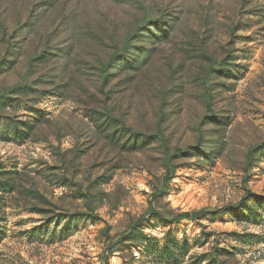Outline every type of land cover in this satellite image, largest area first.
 <instances>
[{"label": "rangeland", "instance_id": "1", "mask_svg": "<svg viewBox=\"0 0 264 264\" xmlns=\"http://www.w3.org/2000/svg\"><path fill=\"white\" fill-rule=\"evenodd\" d=\"M0 264H264V0H0Z\"/></svg>", "mask_w": 264, "mask_h": 264}, {"label": "trees", "instance_id": "2", "mask_svg": "<svg viewBox=\"0 0 264 264\" xmlns=\"http://www.w3.org/2000/svg\"><path fill=\"white\" fill-rule=\"evenodd\" d=\"M199 212H180L177 215V220L182 219V218H191L192 216L198 214Z\"/></svg>", "mask_w": 264, "mask_h": 264}]
</instances>
